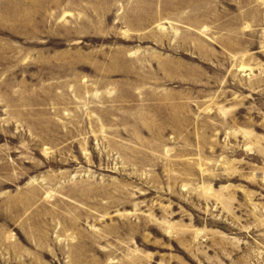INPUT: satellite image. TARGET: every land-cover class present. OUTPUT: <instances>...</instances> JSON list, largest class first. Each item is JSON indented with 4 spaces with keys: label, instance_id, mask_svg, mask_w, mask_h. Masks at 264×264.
<instances>
[{
    "label": "rangeland",
    "instance_id": "1",
    "mask_svg": "<svg viewBox=\"0 0 264 264\" xmlns=\"http://www.w3.org/2000/svg\"><path fill=\"white\" fill-rule=\"evenodd\" d=\"M0 264H264V0H0Z\"/></svg>",
    "mask_w": 264,
    "mask_h": 264
}]
</instances>
